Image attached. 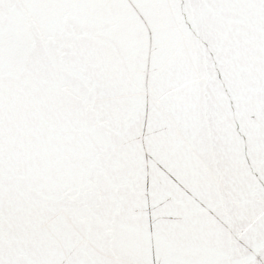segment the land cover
<instances>
[{
  "label": "snow or ice",
  "instance_id": "obj_1",
  "mask_svg": "<svg viewBox=\"0 0 264 264\" xmlns=\"http://www.w3.org/2000/svg\"><path fill=\"white\" fill-rule=\"evenodd\" d=\"M0 264H264V0H0Z\"/></svg>",
  "mask_w": 264,
  "mask_h": 264
}]
</instances>
